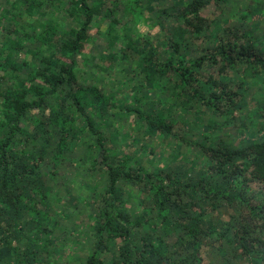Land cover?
I'll list each match as a JSON object with an SVG mask.
<instances>
[{
	"label": "trees",
	"instance_id": "1",
	"mask_svg": "<svg viewBox=\"0 0 264 264\" xmlns=\"http://www.w3.org/2000/svg\"><path fill=\"white\" fill-rule=\"evenodd\" d=\"M234 66L264 0H0V264H264V126L210 117Z\"/></svg>",
	"mask_w": 264,
	"mask_h": 264
},
{
	"label": "rangeland",
	"instance_id": "2",
	"mask_svg": "<svg viewBox=\"0 0 264 264\" xmlns=\"http://www.w3.org/2000/svg\"><path fill=\"white\" fill-rule=\"evenodd\" d=\"M218 11L215 8L209 7L208 9L204 10V14L206 16L215 18L217 17ZM152 24L148 28H142V36L147 38V37H154L158 32L159 28L156 26H153ZM143 27V26H141ZM220 68V66H218ZM218 67L214 69V75L218 76ZM253 70V71H250ZM232 77L235 81V85L238 86L239 82L242 81L244 83V87L248 88L249 90V95L245 96L246 104L243 107H239L238 110L235 112L236 119L234 118V112L232 109V105L228 106V113L223 118L216 117V116H210L212 119L217 120V122L220 125H223V129H220L218 133L227 136V137H232L233 133L234 136H255V137H260L261 133L257 132L258 129H260L262 126H264V119H254L252 118L251 115H254L252 111L256 112V114H263L264 115V72L261 70L260 67H252V69H245L242 67H233L229 71ZM208 117V115L206 116ZM231 118L230 123L227 124L225 123L227 119ZM233 118V119H232ZM246 124L247 129H241L240 128H235L234 126L239 127L242 124ZM134 132V131H133ZM136 132L133 134L135 135ZM78 173L76 171H71V175H69V178L71 177V181L76 182L78 179ZM92 185V182H90ZM85 182L81 183L78 182L74 183L73 193L79 194L83 193ZM92 189V188H91ZM63 191V188H62ZM136 203V202H135ZM134 203V204H135ZM86 207L88 208L89 204L86 202L84 203ZM140 206H138L139 208ZM81 208V213H78L75 215V219L77 222L85 223L84 221L86 218L84 217V213H86V208L84 206H80ZM72 249L68 248L66 249V252L72 256ZM74 257V256H72ZM57 262L59 259L56 260ZM212 262L214 264H219V261L214 259Z\"/></svg>",
	"mask_w": 264,
	"mask_h": 264
}]
</instances>
